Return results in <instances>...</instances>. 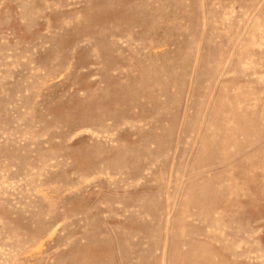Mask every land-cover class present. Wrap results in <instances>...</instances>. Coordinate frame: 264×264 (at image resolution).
<instances>
[{
	"label": "rangeland",
	"instance_id": "obj_1",
	"mask_svg": "<svg viewBox=\"0 0 264 264\" xmlns=\"http://www.w3.org/2000/svg\"><path fill=\"white\" fill-rule=\"evenodd\" d=\"M0 264H264V0H0Z\"/></svg>",
	"mask_w": 264,
	"mask_h": 264
}]
</instances>
